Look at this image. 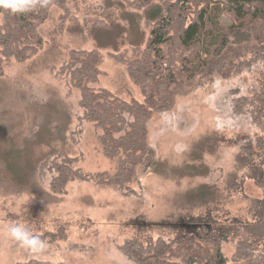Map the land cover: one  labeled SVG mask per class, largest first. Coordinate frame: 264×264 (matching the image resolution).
<instances>
[{
    "label": "rangeland",
    "instance_id": "obj_1",
    "mask_svg": "<svg viewBox=\"0 0 264 264\" xmlns=\"http://www.w3.org/2000/svg\"><path fill=\"white\" fill-rule=\"evenodd\" d=\"M139 4L140 0H55L38 26L43 42L37 52L23 62L13 57L2 62L0 139L25 138L32 127L42 125L56 131L63 114L68 120L60 135L65 139L32 146L35 157L54 158L63 151L76 159L71 166L86 175L113 174L116 160L103 151L102 130L84 118L80 91L59 70L71 50L96 49L100 74L91 87L106 89L126 101L142 100L143 96L118 57L132 59L145 53L153 59L157 74L172 76L166 55H153L148 47L151 23L144 14L151 3L148 7ZM227 17L222 15L226 23ZM1 18L0 13V22ZM227 75L215 73L212 79L197 76L179 83L173 105L154 113L146 124L147 144L168 167L188 162V152L195 144L213 138L215 143L211 141L202 156L209 168L207 175L138 170L137 179L126 190L72 178L61 193L50 190L54 169L33 173L27 185L0 175V264H136L121 246L134 238L143 243L159 237L171 242L182 226L197 223L181 220L189 211L194 217L208 211L221 218L249 219L248 209L254 207L255 199L264 198V187L246 177V170H235V156L240 145L249 141L255 161L263 158L264 150L255 145L259 138L264 139V114L258 112L256 100L236 112L234 100L241 96L250 100L260 91L264 62L252 58L242 71L231 70ZM203 182L219 191L215 209L212 205L192 207L187 201L185 190ZM11 229H19L44 247L36 245L34 250L16 239ZM239 235L221 243L225 264L264 262L262 238L254 243V258H237ZM175 247L172 244L171 248ZM170 259L186 264L183 256L175 253Z\"/></svg>",
    "mask_w": 264,
    "mask_h": 264
},
{
    "label": "trees",
    "instance_id": "obj_2",
    "mask_svg": "<svg viewBox=\"0 0 264 264\" xmlns=\"http://www.w3.org/2000/svg\"><path fill=\"white\" fill-rule=\"evenodd\" d=\"M54 1L34 0L36 6L30 11L12 12L0 7V74L4 58L13 57L23 62L37 52L43 42L38 26L48 16ZM158 1L140 0L139 5L148 7L151 3L144 14L151 23L148 47L153 55H166L172 76L157 74L153 59L145 53L132 59L118 57L140 88L142 100L126 101L106 89L91 87L100 74L96 49L71 50L68 61L59 70L60 74L68 75L70 85L80 91L79 104L84 118L95 122L102 130L99 140L104 153L116 160L115 172L86 175L71 166L76 159L63 151L54 158L49 155L42 159L35 157L32 146H48L56 138L65 139L60 133L68 119L61 114L56 131L42 125V128L32 127L28 137L0 139L2 177L27 185L33 173H41L45 168L54 169L56 175L50 181V190L61 193L72 178L91 179L98 184L126 190L137 179L138 170L173 176L208 174L209 168L202 156L205 149L210 148V142L215 143L213 138L205 137L195 144L188 152V162L168 167V163L155 157L154 150L147 144L146 124L154 113L168 110L173 105L179 83L197 76L212 79L215 73L228 76L231 70L240 72L252 58L264 62V0ZM222 15H228V23L222 20ZM255 100L260 105L258 112L264 114V81L260 91L250 100L247 96L234 100L235 111L240 112L247 102ZM255 147L264 150V139L259 138ZM256 157L260 155L256 154ZM235 161L236 171L246 170V177L264 187V156L255 161L254 148L249 141L240 145ZM185 195L192 207L212 205L215 209L220 202L218 189L208 182L185 190ZM254 203V207L248 209L250 218L246 220L212 216L208 211L194 217L189 211L181 215V220L194 219L190 223H197L182 226L171 242L159 237L143 243L134 238L120 249L136 264H178L170 261L173 253L183 256L186 264H225L221 243L240 234L242 238L236 244L235 255L250 261L257 250L254 243L264 239V198L255 199ZM172 244L176 245L174 249ZM256 264L264 262L256 261Z\"/></svg>",
    "mask_w": 264,
    "mask_h": 264
},
{
    "label": "clouds",
    "instance_id": "obj_3",
    "mask_svg": "<svg viewBox=\"0 0 264 264\" xmlns=\"http://www.w3.org/2000/svg\"><path fill=\"white\" fill-rule=\"evenodd\" d=\"M35 6L34 0H0V7L9 9L12 12L30 11ZM11 233L16 239L29 247H33L34 250H36L34 247L36 245H39L40 248L44 247V244H38L35 239L29 240L19 229H11Z\"/></svg>",
    "mask_w": 264,
    "mask_h": 264
}]
</instances>
